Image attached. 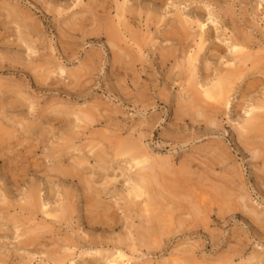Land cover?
<instances>
[{"label":"rangeland","instance_id":"374dc122","mask_svg":"<svg viewBox=\"0 0 264 264\" xmlns=\"http://www.w3.org/2000/svg\"><path fill=\"white\" fill-rule=\"evenodd\" d=\"M111 23L132 69L114 62ZM183 24L180 45L169 32ZM235 26L264 58V0H0V264H111L117 251V264H264L261 139L240 138L264 101V69L233 84L216 114L187 109L193 86L235 62Z\"/></svg>","mask_w":264,"mask_h":264},{"label":"bare ground","instance_id":"6f19581e","mask_svg":"<svg viewBox=\"0 0 264 264\" xmlns=\"http://www.w3.org/2000/svg\"><path fill=\"white\" fill-rule=\"evenodd\" d=\"M187 1V0H184ZM99 3V1H98ZM99 7V6H98ZM125 9V10H124ZM123 15L126 16L127 12H129L131 15L134 14L135 11H137V9L133 7H123ZM12 12V11H11ZM15 13V12H14ZM20 13V12H19ZM13 14V13H12ZM16 14V13H15ZM23 14V13H22ZM30 14V13H29ZM227 14V12H226ZM18 16V15H17ZM20 16V15H19ZM22 24H24L25 27H28L31 31L36 32V27L33 24L32 18L28 15H22ZM153 16V15H152ZM122 21V20H121ZM129 22V19H128ZM182 23V21L180 22ZM184 23V22H183ZM112 24V23H111ZM186 25V24H185ZM205 23H199L200 28L203 29V33L205 32L204 28H205ZM187 26V25H186ZM172 27V26H171ZM177 28H174L173 30L171 29L170 33V37H178V41L180 43V45H184L185 40L188 39L189 37V33L187 32L188 30L187 27L184 26V24L182 26H176ZM105 28V27H104ZM173 28V27H172ZM235 29H237L238 34H232V39H233V46L231 49H233V55L231 57V59L235 62L229 63L231 65V68H218L217 71V80H215L211 85H207L206 87H204L203 90H199L196 86H193L192 88V96H190L188 102L189 105H187V109L190 108H194L197 111L200 110L202 112L207 111L213 114H216L218 112V110L221 108L222 104L224 103L226 106L229 105L228 101H229V93L232 91L233 88V84H236L238 80L242 79L243 76L247 77V76H254L256 77L257 74H260V72L263 71L264 69V58H260L256 57V59L252 58V54L246 52L247 49H250L253 47L252 44V40L249 38V36L243 33V31L241 29H239L238 27L235 26ZM236 31V32H237ZM106 35H107V40L110 44V46H112V48H117L119 50H121V52L117 53V51H113L114 53V59H115V63L119 62L121 63L126 70L128 69H132L134 66V62L136 61V57L133 55V50L128 49V46H122L121 44V37L119 35V30L116 26L112 25H108L106 27ZM207 37H205L203 34H201V39L200 42L198 43L197 46V50L193 53H190L188 58H189V63L192 65V67H196V61L200 58L201 56V51L202 50H206L207 48L205 47L204 43L206 41ZM125 41V40H124ZM127 43V41H126ZM140 43V42H139ZM178 44V43H177ZM132 45V44H131ZM139 47H141V45H139ZM180 47V46H179ZM181 48V47H180ZM213 50H216L217 52H222V48L220 46H214L212 48ZM222 49V50H221ZM254 53V52H253ZM264 57V56H263ZM239 61V64L237 63ZM237 61V62H236ZM250 63V66H249ZM209 67V65H208ZM185 68V67H184ZM193 69V68H192ZM191 70V69H190ZM195 74V72H194ZM263 74V73H262ZM264 75V74H263ZM181 76V75H180ZM192 76H194L192 74ZM258 78V77H256ZM195 79V77H194ZM194 79H192V81L194 82ZM186 80H184L185 82ZM189 81V80H188ZM182 82V81H181ZM187 82V81H186ZM192 82V83H193ZM196 83V81L194 82ZM193 83V85H194ZM189 84V82H188ZM253 85V84H252ZM190 86V85H189ZM189 88V87H188ZM191 89V88H190ZM188 89V90H190ZM184 104V103H183ZM256 105H253L252 109L249 111L251 115H249L251 118H249L250 120L248 121V118H246V122L247 124H243L242 128L245 130L243 132H245L244 134L240 133V138H242L243 136L247 137V135L253 137L252 139H256L259 138L261 139V144L259 145L260 148L257 150L258 152V156L260 158H262L264 156V101L262 102H256ZM185 107V106H184ZM212 115V114H210ZM252 132H254L252 134ZM138 145V144H137ZM137 148V147H136ZM136 152V151H134ZM135 156V157H134ZM133 159L137 160V164L139 163H144L145 161H148L147 158L148 156H146V151H144L143 149L136 152V155L131 156ZM150 162V161H149ZM156 163V160L154 161ZM153 162V163H154ZM164 163V162H162ZM149 164V163H148ZM160 164L158 163V166ZM150 166V165H149ZM157 167V165H156ZM145 168V167H144ZM150 168V167H149ZM153 168V167H152ZM159 168V167H158ZM162 168V167H161ZM163 168H165L163 166ZM160 169V168H159ZM169 169V168H168ZM147 170V169H146ZM162 170V169H161ZM156 171V170H155ZM180 171V170H179ZM157 172V171H156ZM155 172V174H156ZM162 172V171H161ZM142 173V172H141ZM152 173V172H151ZM158 173V172H157ZM164 173V172H163ZM163 173H161L163 175ZM170 173V172H169ZM145 174V173H144ZM166 174V173H165ZM178 174V173H177ZM161 175V176H162ZM142 175H138L136 177H139L138 182H135L136 187H133V191H135L136 196H142L145 191L143 190V186H147L146 183L148 179L144 180L145 177H143L141 179ZM148 176V175H147ZM168 177V175H165ZM173 176V175H172ZM178 176V175H177ZM164 177V176H163ZM166 177V178H167ZM148 178V177H146ZM137 179V178H136ZM155 179V178H154ZM169 179V178H168ZM167 179V180H168ZM135 180V179H134ZM153 180V179H151ZM149 180V181H151ZM176 180V179H175ZM143 181V182H141ZM166 181V180H165ZM164 181V182H165ZM178 181V180H177ZM156 182V181H155ZM161 182V181H160ZM168 182V181H167ZM167 182H165V185L168 184ZM183 182H186V180H184ZM157 183V182H156ZM174 183V182H173ZM177 183V182H176ZM103 184H107V183H103ZM141 184V185H140ZM172 184V183H171ZM170 184V185H171ZM175 184V183H174ZM181 184V183H180ZM150 185V184H149ZM157 186V185H156ZM161 186V185H160ZM175 186V185H174ZM148 187V186H147ZM163 187V186H162ZM161 187V188H162ZM178 187V185H177ZM165 188V187H164ZM100 189V188H99ZM107 189V187H106ZM105 189V190H106ZM132 189V188H131ZM163 189V188H162ZM173 189V188H171ZM156 190V189H155ZM165 190V189H163ZM97 191V190H96ZM102 191H104L102 189ZM101 191V192H102ZM153 190H151L152 192ZM157 191V190H156ZM162 191V190H161ZM99 191H97L98 193ZM100 192V194H102ZM154 192V191H153ZM165 192V191H164ZM176 192V190H175ZM133 193V192H132ZM95 194V193H94ZM134 194V195H135ZM148 194V193H147ZM157 195V193H155ZM166 194V192L164 193ZM167 195V194H166ZM174 195V194H173ZM175 195L177 196V193H175ZM146 196V195H145ZM163 196V195H162ZM39 194L36 191H32L29 194V202H30V207H28V212H30L31 215H36V213L38 212V206L36 208H34V206L38 205V198ZM150 197V195L148 196ZM153 199H156V197L154 195L151 196ZM158 197V196H157ZM169 198V196H167ZM68 198V197H67ZM91 200H93L92 198H90ZM167 199V198H166ZM170 199V198H169ZM172 199V198H171ZM179 199V198H178ZM159 201V200H158ZM160 202V201H159ZM169 202V201H167ZM148 203V202H147ZM153 203V202H152ZM148 205V204H147ZM164 207V206H162ZM74 211V208L72 205H70L69 203L64 204V208L62 210V217L65 218V220H70L72 217V213ZM95 212V211H93ZM94 215V214H93ZM91 215V217L93 216ZM54 216L57 218V222H61L62 221V217L58 216V214H54ZM156 216V215H155ZM94 217V216H93ZM158 217V215H157ZM153 220V219H152ZM93 224L95 225L96 223L99 222V220H97V218H93L92 219ZM149 221L151 222V219H149ZM160 221V220H159ZM153 222V221H152ZM55 223V221H54ZM150 232V231H149ZM29 235V234H28ZM143 237V236H142ZM34 240H36L35 237H26L25 242H22L23 244L27 245L31 242H35ZM92 242H94L95 244L97 243L96 239H92ZM102 242V241H101ZM70 243H73V245H75V243L72 241H70ZM104 243V242H103ZM22 244V245H23ZM67 246V245H66ZM71 246V245H70ZM58 252V251H57ZM97 252V251H96ZM54 251H52L51 255H54ZM50 255V256H51ZM112 255L114 256L111 260L110 263L111 264H117L120 260L124 261L126 260V254L122 251H117V254L114 255L112 253ZM111 255V256H112ZM49 256V258H50ZM62 256V255H61ZM60 256V257H61ZM4 258V257H3ZM2 258V259H3ZM1 259V260H2ZM62 259V258H61ZM5 260V258H4ZM3 260V261H4ZM180 260V259H179ZM188 261H191L190 259H187ZM57 261V260H56ZM182 261V260H181ZM5 262V261H4ZM62 262H59L58 264H61ZM180 261H177L175 264H180ZM5 264V263H4ZM192 264V263H191Z\"/></svg>","mask_w":264,"mask_h":264}]
</instances>
